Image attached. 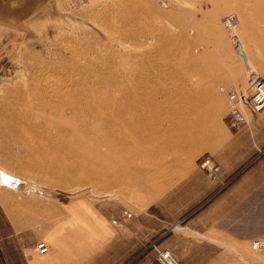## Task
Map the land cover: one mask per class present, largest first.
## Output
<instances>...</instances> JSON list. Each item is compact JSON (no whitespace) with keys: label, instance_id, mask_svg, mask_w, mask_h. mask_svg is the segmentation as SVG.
Listing matches in <instances>:
<instances>
[{"label":"rangeland","instance_id":"374dc122","mask_svg":"<svg viewBox=\"0 0 264 264\" xmlns=\"http://www.w3.org/2000/svg\"><path fill=\"white\" fill-rule=\"evenodd\" d=\"M26 1V13L0 19V167L26 182L21 191L0 187V264H27L22 251L35 250L75 203L108 209L112 233L120 211L131 213L128 222L140 220L138 238H112L104 246L109 256L103 264H157L162 250L181 264H264V249H252L253 238H228L219 252L180 239L185 230L178 221L166 223L161 204L179 169L196 167L203 153L213 156L232 130L223 120L226 99L218 86L247 94L253 77L264 79V0ZM230 13L240 23L226 30L221 18ZM70 77L72 87H86L103 118L136 116L116 126L115 155L78 138L83 126L76 121L32 135L27 129L35 121L17 125L3 113L24 110L27 105L17 101H31V87H63ZM105 96L116 102L107 105ZM90 117L88 131L95 128ZM100 172L112 182L80 180Z\"/></svg>","mask_w":264,"mask_h":264},{"label":"crops","instance_id":"0c3cea01","mask_svg":"<svg viewBox=\"0 0 264 264\" xmlns=\"http://www.w3.org/2000/svg\"><path fill=\"white\" fill-rule=\"evenodd\" d=\"M26 3V0H0V19L5 20V14L26 13ZM263 115L264 108L254 115L247 110V123L236 131L229 130L230 134L213 148L212 157L227 174L236 172L257 148L264 147ZM179 174L174 185L165 186L161 204L163 213L169 216L166 223L178 221L180 229L185 230V235L180 233V239L193 238V243L201 249L210 246L219 252V243L228 238L244 242L264 237V154L209 200L207 197L218 183L199 169L197 163L196 167L180 168ZM82 204L75 203L65 219L52 225L44 238L36 241L46 244L45 254L39 255L33 248L31 253L22 251L27 264H103L109 256L104 246L112 238L139 237L138 217L128 222L116 210L119 214L114 218L119 228L112 233L106 222L111 213L108 209L90 204L84 209ZM77 217L81 221H76ZM128 223L130 229H124ZM148 233L152 234L149 230ZM19 240L14 239V243Z\"/></svg>","mask_w":264,"mask_h":264},{"label":"bare ground","instance_id":"6f19581e","mask_svg":"<svg viewBox=\"0 0 264 264\" xmlns=\"http://www.w3.org/2000/svg\"><path fill=\"white\" fill-rule=\"evenodd\" d=\"M231 14V13H230ZM227 15V14H226ZM224 16V15H223ZM240 23V21H239ZM222 24V23H221ZM223 26V25H222ZM224 27V26H223ZM224 29H228L227 27H224ZM233 29V28H232ZM69 76V75H68ZM71 76V75H70ZM95 76V75H94ZM67 77V76H66ZM71 78V77H70ZM68 80V79H67ZM72 78L70 81H68V83L70 84H65V86L63 87H53L50 89H46L45 91H43V86L42 88H38V86L36 87H31L30 91H29V96L31 101H29L27 98H21L20 103H23L24 105L26 104V108L24 110H16V109H8L5 108L3 110V113H6L7 117L11 116L14 119L17 120V125L18 124H25L29 122H33L35 121L33 124H35V126L33 128L27 129L28 130V134H32L35 135V133H44L48 130V134L50 133V131H59L62 130V128H67L69 126V123L72 121H76V123L78 122V124H81L83 126V128H81L80 130L76 131L77 132V137L80 139H83V141H89V143H93L94 145H98V146H103L106 150L104 151V153H117L118 149H117V144L119 143L120 140V135H119V131H117L116 126L119 125L120 123H127L129 121L132 122L133 116H128L126 113V115L124 116V118L120 117V120H117L119 118H117L116 120L114 119H107V118H103V116H101V110L99 109V105L94 101V102H89L87 95L85 94L86 92V87H72V85H75L76 83H71L72 82ZM75 80V79H74ZM49 81V80H48ZM76 81V80H75ZM108 81V80H107ZM85 82V81H84ZM34 84V83H33ZM37 84V83H36ZM54 84V83H53ZM124 84V83H123ZM105 85V84H104ZM34 86V85H33ZM48 86V85H47ZM55 86V85H54ZM118 85H114L113 88L116 89ZM111 87V84H110ZM121 87V86H120ZM47 88V87H46ZM71 88H74V90H71ZM107 88V87H106ZM105 88V89H106ZM119 89V88H118ZM117 89V90H118ZM108 90V89H107ZM121 90V89H119ZM236 90V89H235ZM72 91V92H71ZM139 91V90H138ZM238 91V90H236ZM122 93V92H121ZM97 95V94H96ZM110 95V93H109ZM219 95V94H218ZM103 96V95H100ZM106 97V96H105ZM127 97V96H126ZM98 98V97H97ZM118 98V97H117ZM116 98V99H117ZM103 99V97H102ZM100 98V100H102ZM128 99V98H127ZM15 101V98L13 99ZM108 103L110 104L115 101L114 97H106L105 99ZM121 100V99H119ZM35 101V102H34ZM101 102V101H100ZM96 103V104H95ZM102 104V103H101ZM105 104V103H104ZM116 106V105H115ZM137 106V105H136ZM13 107V106H12ZM101 107V106H100ZM107 107V106H106ZM110 107V106H109ZM114 107V106H113ZM144 107V106H143ZM105 108V107H104ZM140 108V107H139ZM142 108V107H141ZM147 108V107H145ZM111 109V108H110ZM114 110V109H113ZM144 110V109H143ZM149 110V109H148ZM107 111V110H106ZM109 111V110H108ZM111 111V110H110ZM120 111V110H119ZM118 111V112H119ZM103 112V111H102ZM113 112V111H111ZM140 112V111H139ZM138 112V113H139ZM145 112V110H144ZM141 112V113H144ZM202 112V111H201ZM104 113V112H103ZM114 113V112H113ZM120 113V112H119ZM118 113V114H119ZM2 114V113H1ZM108 114V113H107ZM110 114V112H109ZM146 114V113H145ZM144 114V115H145ZM106 115V114H105ZM104 115V116H105ZM113 115V114H112ZM115 115V114H114ZM117 115V114H116ZM88 116H91L94 118V123L95 124V128L93 130V127L90 126V128L92 130L88 131L86 130V125L87 121H88ZM141 116V115H140ZM5 117V116H4ZM10 117V118H11ZM90 117V118H91ZM109 117V116H108ZM117 117V116H116ZM115 117V118H116ZM143 117V116H142ZM147 117V114H146ZM9 118V117H8ZM71 118V119H70ZM92 118V119H93ZM137 119V118H136ZM141 119V118H140ZM113 120V121H112ZM146 120H148V118H146ZM146 120H144L146 122ZM70 121V122H69ZM120 121V122H119ZM91 122V121H90ZM143 122V121H142ZM11 123V122H10ZM30 123V124H31ZM89 123V122H88ZM149 123V122H148ZM151 123V122H150ZM185 123L186 126H188L191 130L196 127L193 124H188V122H183ZM16 124V123H15ZM145 124V123H143ZM180 124V123H179ZM91 125V124H90ZM14 126V125H13ZM89 126V125H88ZM30 127V125H29ZM146 127V126H145ZM180 127V126H179ZM19 128V126H17V129ZM61 128V129H60ZM70 128V127H69ZM59 129V130H57ZM195 129V128H194ZM66 130V129H64ZM67 131V130H66ZM71 131V130H70ZM4 132V131H2ZM14 132V130H13ZM21 132V131H20ZM23 132V131H22ZM21 132V133H22ZM73 132V131H72ZM71 132V133H72ZM58 133V132H57ZM60 133V132H59ZM69 132L67 131V134ZM17 134V132H16ZM47 134V135H48ZM66 134V135H67ZM74 135L76 133H73ZM39 135V134H38ZM51 135V134H50ZM53 135V134H52ZM55 135V133H54ZM53 135V136H54ZM60 135V134H59ZM64 134V136H66ZM52 136V137H53ZM22 137V136H21ZM51 138V137H49ZM63 138V137H62ZM91 145V144H90ZM102 154V153H101ZM111 155V154H110ZM118 155V154H117ZM100 163V162H99ZM4 171L10 175H14V176H18L15 175L11 172L6 171L5 169L0 167V171ZM107 170V169H106ZM101 174H103L102 172L96 174H88L87 176L84 175L83 177L80 178L81 181L84 180H91V179H95V181L101 185H105L107 183H111L112 180L107 181V179L101 178ZM95 175V176H94ZM99 175V176H98ZM97 177V178H96ZM22 178V177H21ZM64 178V177H63ZM23 179V178H22ZM62 179V178H61ZM67 180V179H65ZM69 180V179H68ZM79 180V179H78ZM23 181L25 182V179H23ZM77 181V180H76ZM114 181V180H113ZM69 182V181H68ZM79 182V181H78ZM26 184V182H25ZM35 185V184H33ZM23 188V187H22ZM21 188V189H22ZM34 188V187H33ZM9 189V188H8ZM14 190V189H13ZM16 191L20 189H15ZM33 190V189H32ZM36 251V250H35Z\"/></svg>","mask_w":264,"mask_h":264},{"label":"built area","instance_id":"2783aa9c","mask_svg":"<svg viewBox=\"0 0 264 264\" xmlns=\"http://www.w3.org/2000/svg\"><path fill=\"white\" fill-rule=\"evenodd\" d=\"M76 1L79 4H83L84 2V0ZM221 23L228 29H235L239 26V18L234 13L227 14L221 18ZM217 93L226 99V111L223 115V120L232 130H238L247 123L245 116L247 110L254 115L264 108V79L258 76L250 80L249 92L247 94L239 93L232 86L225 85L218 86ZM261 154H264V147L257 148L254 155L237 172L232 174H227L210 154H201L196 161L198 168L218 183L217 188L207 200L227 187L242 169L257 160ZM25 186L26 184L20 176L0 171V187L15 190L24 188ZM123 215L130 217L131 213L125 210L123 211ZM112 222L116 223L117 220L112 219ZM251 247L254 250L264 249V238L254 239ZM34 249L38 254H45L47 252V246L42 241L36 242ZM156 260L157 264H181L168 250L158 251Z\"/></svg>","mask_w":264,"mask_h":264}]
</instances>
